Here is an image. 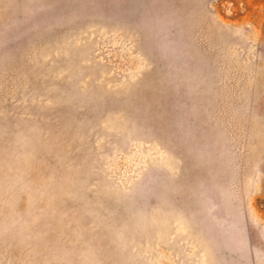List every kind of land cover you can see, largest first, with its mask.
I'll list each match as a JSON object with an SVG mask.
<instances>
[{"label": "rangeland", "instance_id": "374dc122", "mask_svg": "<svg viewBox=\"0 0 264 264\" xmlns=\"http://www.w3.org/2000/svg\"><path fill=\"white\" fill-rule=\"evenodd\" d=\"M0 264H264V0H0Z\"/></svg>", "mask_w": 264, "mask_h": 264}]
</instances>
